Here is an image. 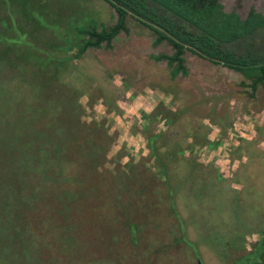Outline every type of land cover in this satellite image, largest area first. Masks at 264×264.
I'll return each instance as SVG.
<instances>
[{
  "label": "rangeland",
  "instance_id": "obj_1",
  "mask_svg": "<svg viewBox=\"0 0 264 264\" xmlns=\"http://www.w3.org/2000/svg\"><path fill=\"white\" fill-rule=\"evenodd\" d=\"M220 2L242 17L251 6L264 13V0ZM116 19L105 0H0V82L11 105L16 85L38 93L34 108L48 116L34 127L43 146L57 148L52 160L37 154L23 200L0 183V264H125L128 227L133 244L157 238L149 264H264V249L255 252L264 229V87L188 50L187 74L170 78L167 61L150 55L172 46H153L154 33L130 16L112 47L73 60L67 82L48 70L60 45L73 43L68 33ZM253 41L264 50V30ZM9 176L0 171V180ZM32 188L37 197L27 201Z\"/></svg>",
  "mask_w": 264,
  "mask_h": 264
},
{
  "label": "trees",
  "instance_id": "obj_2",
  "mask_svg": "<svg viewBox=\"0 0 264 264\" xmlns=\"http://www.w3.org/2000/svg\"><path fill=\"white\" fill-rule=\"evenodd\" d=\"M105 1L115 9L116 22L113 25H105L90 20L86 26L77 28L75 33L64 35L72 38L73 43L60 45L63 48L58 55L60 59L55 61L53 70L48 69L49 71L57 69V79L64 78L66 81V75L75 65L73 60L83 56L88 49L112 47L111 42L117 34L120 31H128L126 18L130 16L154 33L153 46H157L164 40L172 46L171 54L152 53L150 55L156 61L162 59L167 61L170 78L174 79L178 74H187L183 54L188 50L212 64H218L243 74L251 80L249 86L253 90L259 85L264 87V50L253 41L254 35L264 30V13L255 7L251 6L246 16L242 17L235 10L226 11L220 0ZM241 43L245 48L236 49ZM73 51L74 53L69 55ZM15 87L13 90L16 91L17 103L11 105V99L7 97L11 93L10 87H7V82H0V103L5 101L10 103L9 105L0 104L2 108H8L5 114H0L2 115L0 128L5 130V135L0 138V171L4 169L10 174L7 182L0 180V183L5 191L11 189L8 191L11 195L9 198L18 201L23 200L25 189L31 187L26 174L33 172L37 154L44 153L52 160L56 158L53 153L57 148L43 146L45 141L42 139H47V137L44 134L37 135V132L41 130L34 127L40 120H43L44 116H48L42 113L45 111L42 107L34 108L38 104V93H34L32 88H25L26 90L21 91L20 85ZM30 93L33 94V100L30 99L28 102L24 95ZM64 93H66L65 90H59L62 98L58 94V99H63L62 94ZM72 95L67 94L66 98ZM56 99L57 97L51 95L52 103L58 104ZM84 125L83 123L82 126ZM55 165L56 161L50 166ZM39 166L41 165H36V167ZM60 166H65V164ZM46 167L48 168L47 163L43 168L47 169ZM21 168L23 172H20ZM30 192L31 198L28 194L26 199L34 201L37 196L33 188ZM258 240L255 252L261 248L264 249V229Z\"/></svg>",
  "mask_w": 264,
  "mask_h": 264
},
{
  "label": "crops",
  "instance_id": "obj_3",
  "mask_svg": "<svg viewBox=\"0 0 264 264\" xmlns=\"http://www.w3.org/2000/svg\"><path fill=\"white\" fill-rule=\"evenodd\" d=\"M130 204H132L131 206L135 209V206H134V203L133 201L130 202ZM133 209V211H135ZM145 210L147 211V207H145L144 209H142V211ZM139 213H141V211H139L137 214L136 213H130V214H127V215H124V218H127L126 221L130 220L132 221V219H135L136 218V215H139ZM150 229V231H148L149 233L153 232L157 227H153V226H149L148 227ZM123 230V237L121 238L122 239V243L120 245H124L123 247V250L121 251V255L123 253V251L125 252V254L128 252L130 254V257L128 258L127 262L125 264H149V263H155L156 260H157V255L155 253V249L156 248H159V247H155L156 244L154 242V240H157V238H153L154 235H151V237L145 241H141L140 243H137L136 244H133V242H130L131 241V238H130V235L128 233V230H129V227L126 229H122ZM139 230L142 232H147V225L143 224L140 226ZM127 235V236H126ZM158 241V240H157ZM152 245V246H150ZM145 254L147 253L148 255H154V258H150V257H146L144 256V258H141L139 256V254ZM116 254L119 255V251L116 249ZM134 254H138L134 257H132V255ZM137 258H140L141 259V262L142 263H138L140 261V259H137ZM151 260V262H148V260ZM125 260V261H126ZM192 264H198V262L196 260H193Z\"/></svg>",
  "mask_w": 264,
  "mask_h": 264
}]
</instances>
